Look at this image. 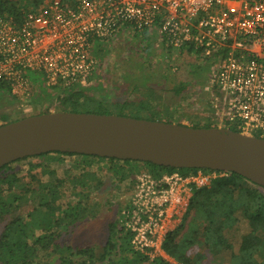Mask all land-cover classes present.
<instances>
[{"label":"built area","instance_id":"2783aa9c","mask_svg":"<svg viewBox=\"0 0 264 264\" xmlns=\"http://www.w3.org/2000/svg\"><path fill=\"white\" fill-rule=\"evenodd\" d=\"M145 30L157 31L169 49L190 47L209 61L203 91L222 128L264 136V0H46L18 21L0 15V78L22 86L38 72L51 88H87L100 65L95 50ZM226 174L197 169L159 180L138 176L118 213L131 251L148 261L159 258L194 191Z\"/></svg>","mask_w":264,"mask_h":264},{"label":"trees","instance_id":"16d2710c","mask_svg":"<svg viewBox=\"0 0 264 264\" xmlns=\"http://www.w3.org/2000/svg\"><path fill=\"white\" fill-rule=\"evenodd\" d=\"M29 1L26 2L25 7L28 5L31 10L23 8L24 11L15 13V2L0 0V15H12L18 21L24 12H34L44 0ZM62 1L65 3L70 0ZM150 33L153 32L144 31L141 38L148 46L153 40V35L151 36ZM165 48L169 49L167 46ZM184 50L199 55V51H194L190 47ZM108 51V48L100 46L94 52L100 65L92 78L91 86L68 91L58 89L60 93L58 95L61 96L59 103L63 108L73 113H82L81 111L102 115L111 113L149 121L166 119L167 122L172 123L170 116H162L156 109L157 98L153 96L152 89L147 84H143L144 93L137 102L109 104V107L106 103L92 98L94 90L99 89L104 81L102 77L104 66L101 60ZM203 60L201 65L190 67L189 74L192 78L190 83L181 82L171 88L174 96H181L190 87L203 90L211 71L209 61ZM31 75L32 73H29L28 77ZM125 80H128L127 77ZM10 92L9 80L1 77L0 97ZM50 94L54 95V93ZM129 112L133 114L129 115ZM0 121L3 122L0 126L11 123L8 122L6 115L0 116ZM188 126L206 129L215 127L210 123L198 122H191ZM228 129L239 132L234 127ZM257 137L264 139L262 135ZM73 157L81 160L76 166V168L80 167V171L76 174L64 172L66 175L64 180L71 184L73 195L72 202L64 208L53 207L58 194L52 181L42 182L37 177H31V181L37 183V187L34 188L30 187L29 182L26 183L18 178L15 167L18 163L22 164L27 160L38 158L61 163L65 158ZM95 162H100L107 169L119 170L123 177L144 169L154 180L175 172L185 175L197 171V169L165 168L149 162L58 152L27 157L10 163L0 169V222L5 214L12 212L16 204L22 205L31 200L35 204L33 208H29L25 216L13 219L4 226L0 235V264H40V262H43L42 264H171L160 257L148 261L141 255L134 254L130 248L131 235L120 223L108 224L107 241L98 250L94 245L89 244L70 246L60 243L62 234L85 218L87 209L84 204L89 198L90 190L97 189L101 185L90 168ZM38 167L42 168L43 165H31L30 170ZM42 172L52 176L55 171L46 173L43 169ZM64 180L57 179L60 186ZM74 199L77 201L74 202ZM52 202L54 205L51 204ZM234 231L237 234V242H233V237L230 235ZM162 251L177 264H264V189L230 173L213 180L207 187L195 190L181 225L165 237Z\"/></svg>","mask_w":264,"mask_h":264},{"label":"rangeland","instance_id":"374dc122","mask_svg":"<svg viewBox=\"0 0 264 264\" xmlns=\"http://www.w3.org/2000/svg\"><path fill=\"white\" fill-rule=\"evenodd\" d=\"M10 1L15 2V13L24 11L23 8L30 9L28 5L25 7L29 0ZM45 2L46 0L34 11L41 8ZM132 35H125L124 40H118L116 45L114 44L104 55L105 58L101 60L104 66L102 75L104 81L99 89L94 90L92 98L106 103L109 107V104L137 102L142 98L140 95L144 93L143 84H147L152 89L153 96L157 98L156 109L162 116H170V121L173 124L181 123L183 126H188L191 122H198L201 124L210 123L215 126L212 128H222L218 115L211 104L212 97L202 89L190 87L181 96H174L171 91V88L178 83H190L192 81L189 74L190 67L201 65L204 60L199 55L190 54L184 49H166L157 33L153 34V40L149 46L139 35ZM125 77L128 80H125ZM9 82L11 92L0 97V116L6 115L8 122L41 114L69 112L59 103L61 96L58 95L60 94L58 88L46 86L41 73H32L22 86L19 85V82L11 80ZM137 89L139 90L137 91ZM25 90L28 97L21 94ZM50 93H54V95ZM81 112L86 113L85 111ZM128 114L132 115L133 112ZM110 115L116 114L110 113ZM159 122L169 123L166 119ZM1 124L3 122L0 121ZM80 163L81 160L78 157L65 158V161L61 163L48 162L38 158L27 160L22 164L18 163L15 167L18 178L26 183L29 182L30 187H37L36 181H31V177H37L42 182L52 181V185L56 186L55 191L58 196L55 197V205L54 202L51 204L56 209V207L64 208L69 202H72V186L69 181L64 180L66 176L64 172L69 171L70 174H76L80 171V167L76 168ZM31 165H43V167L30 170ZM90 168L101 185L97 189L90 190L89 198L84 204L87 209L85 218L69 227L67 232L60 237V243L70 246L89 244L94 245L98 250L107 241L108 224L119 223L120 206L133 191L137 177L143 173L150 174L141 169L138 173L133 172L130 173V176L123 177L119 170L107 169L100 162L93 163ZM43 169L46 173L55 171L54 175L43 174ZM57 179L64 180L61 186ZM73 201L76 202L77 199ZM34 204L32 200L22 205L16 204L11 213L5 214L0 222V235L9 221L25 216L29 208L34 207ZM230 235L233 237V242L238 241L235 231ZM42 263L40 262V264Z\"/></svg>","mask_w":264,"mask_h":264},{"label":"water","instance_id":"95a60500","mask_svg":"<svg viewBox=\"0 0 264 264\" xmlns=\"http://www.w3.org/2000/svg\"><path fill=\"white\" fill-rule=\"evenodd\" d=\"M236 174L264 189V139L119 115L57 112L0 126V169L45 153Z\"/></svg>","mask_w":264,"mask_h":264},{"label":"crops","instance_id":"0c3cea01","mask_svg":"<svg viewBox=\"0 0 264 264\" xmlns=\"http://www.w3.org/2000/svg\"><path fill=\"white\" fill-rule=\"evenodd\" d=\"M145 31H148V30H145ZM151 32H153V33H150V35H153L154 33H157V36H159V38L161 39V37H160V35L158 34V32L157 31H151ZM143 32L142 33H137V32H135V35H139V37L140 38H142L143 37ZM126 35V34H125ZM125 35H123L122 37H120V38H118L115 42H114V44L116 45V43H117V41L118 40H120V39H123L124 37H125ZM146 37V36H145ZM124 40V39H123ZM161 42L163 43V41H162V39H161ZM164 44V43H163ZM114 46V45H113ZM112 46V47H113ZM164 47H166L165 46V44H164ZM180 225H177V224H172V227H179ZM160 257H162L163 259H165V260H167V261H169V262H173V260L172 259H170L164 252H162L161 251V253H160Z\"/></svg>","mask_w":264,"mask_h":264}]
</instances>
